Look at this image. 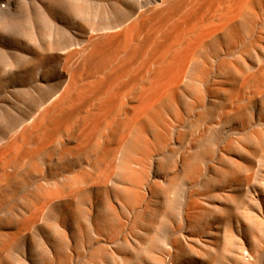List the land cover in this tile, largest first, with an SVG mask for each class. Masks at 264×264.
<instances>
[{"label":"bare ground","instance_id":"bare-ground-1","mask_svg":"<svg viewBox=\"0 0 264 264\" xmlns=\"http://www.w3.org/2000/svg\"><path fill=\"white\" fill-rule=\"evenodd\" d=\"M36 4L0 43V264H264V0Z\"/></svg>","mask_w":264,"mask_h":264},{"label":"rangeland","instance_id":"rangeland-1","mask_svg":"<svg viewBox=\"0 0 264 264\" xmlns=\"http://www.w3.org/2000/svg\"><path fill=\"white\" fill-rule=\"evenodd\" d=\"M6 1H8V2H6ZM28 3V6H26V4H22V3H26V2ZM36 1V2H35ZM12 2L13 3H11V1L10 0H0V40H2V42L0 41V43H1V45L2 44H4V42L6 43V42H8V41H11V40H14L15 38H16V34L17 33H14L13 31H15V32H18L17 31V29H19V27L17 28V29H15V27H12L13 26V23L15 22H17V25L18 24H21V26L22 25H24L25 23H27L28 21H27V19L28 20H30L31 22H33L34 23V21L36 22V17H35V19H34V17H32L33 15L32 14H37V12H34V9L35 10H37L36 8H37V2H38V0H29V1H27V0H20L19 2H22L20 5H19V2H18V0H12ZM15 2H16V4H15ZM33 2V3H32ZM35 2V3H34ZM6 3V4H5ZM10 3H11V5H10ZM18 3V4H17ZM4 4V5H3ZM15 6H14V5ZM32 5V7H33V4H36V8H32L31 7V5ZM12 6V7H10V6ZM25 6V7H30V9H32L31 11H30V9H28V12H27V8H24V7H22V6ZM5 6H8V8L7 9H9V7H10V9L9 10H7L6 9V7ZM16 7H19L20 9L22 8H24L23 10H25L24 12H22V14H21V12L20 11H23V10H20L19 11V8H16ZM19 11V12H18ZM18 12V13H17ZM30 12H32L31 14H30ZM19 13L21 14V16H22V19H24L25 17H27V18H25L26 20H23L24 22V24H22V22L20 21V20H22L20 17V15H19ZM26 13V14H25ZM23 14H25L24 16H23ZM27 14H30V17H29V15L27 16ZM19 16V18H17ZM36 16V15H35ZM31 17H32V20H31ZM17 19V20H16ZM18 19H20V20H18ZM20 21V23H18ZM14 23V24H15ZM35 24V23H34ZM17 25L15 24V26L17 27ZM18 26H20V25H18ZM15 29V30H14ZM12 33H14V36H11L12 35ZM4 37V38H3ZM7 39H9V40H7ZM11 39V40H10ZM7 40V41H6ZM4 41V42H3Z\"/></svg>","mask_w":264,"mask_h":264}]
</instances>
